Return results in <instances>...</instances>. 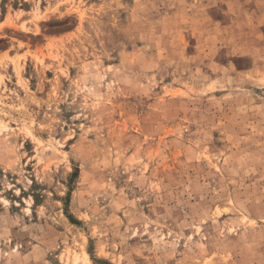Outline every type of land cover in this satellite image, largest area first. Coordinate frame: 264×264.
<instances>
[{"label": "rangeland", "instance_id": "374dc122", "mask_svg": "<svg viewBox=\"0 0 264 264\" xmlns=\"http://www.w3.org/2000/svg\"><path fill=\"white\" fill-rule=\"evenodd\" d=\"M0 264H264V0H0Z\"/></svg>", "mask_w": 264, "mask_h": 264}]
</instances>
